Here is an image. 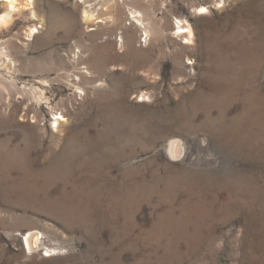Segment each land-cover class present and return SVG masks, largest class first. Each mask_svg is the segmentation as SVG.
<instances>
[{
	"label": "rangeland",
	"instance_id": "374dc122",
	"mask_svg": "<svg viewBox=\"0 0 264 264\" xmlns=\"http://www.w3.org/2000/svg\"><path fill=\"white\" fill-rule=\"evenodd\" d=\"M28 1L0 26V264H264V0H129L115 28Z\"/></svg>",
	"mask_w": 264,
	"mask_h": 264
},
{
	"label": "bare ground",
	"instance_id": "6f19581e",
	"mask_svg": "<svg viewBox=\"0 0 264 264\" xmlns=\"http://www.w3.org/2000/svg\"><path fill=\"white\" fill-rule=\"evenodd\" d=\"M19 1L20 0H11V2H9V0H0V14L3 13V15L0 16V26H3V25L5 26L12 21L13 16H12L11 9H12V7L13 8L17 7L16 3H18ZM83 1H84L85 5H83L84 7H83L82 15H83L84 22L87 25L92 24V23H96V20H99L97 22L98 24L99 23L108 24L111 22L113 24V28H115L119 25L117 22L116 14L114 13L115 9H117L119 6L123 7L129 2V0H83ZM91 1H94V5L92 4V6L90 8H88V6H86V4L90 3ZM111 1H113V4H110ZM144 1L146 4H149V1H147V0H144ZM26 5L30 7V10H31L30 14L32 15L33 18L38 19L42 24H44L46 22L45 21L46 18L43 15H40L38 13V11L36 9L37 5H36L35 0H29ZM199 9L200 10H198V13H197L198 15L205 14L208 11L205 6H202ZM201 9H206L207 11L201 12ZM129 16H130L131 21H132L130 23V25H133L134 28H136L142 32L141 36H140L139 43L143 44V41H141V39L145 36V38H146L145 41L147 43L149 41V44H151L152 34H153L154 30H153L152 22L146 18L147 17L146 14L142 10L133 9V10H131V13L129 14ZM123 29H125V30L120 33L122 35L120 36V39L118 41V44L120 43L119 44L120 49L126 48L132 42L134 44H136V38L131 40L130 37L128 36V33L126 34V32L128 30L127 25ZM35 30L33 28H30L28 36L31 37L37 31H40V29H35ZM175 30H176V34L178 36H181V37L183 36L184 39H187L188 43H192V40L194 37V32H193V28H192L190 23H188L187 21H186V23L184 21H179L177 23ZM97 35L98 34H96V36ZM13 46H15V45H13L12 40L0 43V62L3 61L2 65H5L4 67L12 68V67L16 66V62L14 61V58L11 56ZM82 73L87 74V75L90 74L88 71H85ZM75 81L76 82L74 84L76 86V89L80 90L81 84H82V79L78 78ZM38 94H40V95L34 94V96L31 98V100L33 102H35L36 104L42 103V101H44V99H46L44 92H40ZM140 96L142 97V100H144L146 98L147 99L150 98V96L147 93H143ZM0 99H1V101L3 100L2 97ZM5 100H6V98H5ZM54 112H55V113H53L54 119H52V122L55 123L56 126L63 125L68 120L64 116H62V113L59 110H55ZM179 146L180 145L178 143L172 141V142H170L168 149H169L170 153L173 155L174 153L175 154L177 153ZM40 236L41 235L38 232H33V231L28 232L27 234L24 235L25 243H26L27 248L30 252H35L40 246H43L42 241L40 242V240H41ZM45 250L49 253H51V252L55 253V251H57V248H49L48 247V248H45ZM49 255H52V254H49Z\"/></svg>",
	"mask_w": 264,
	"mask_h": 264
},
{
	"label": "snow or ice",
	"instance_id": "6c2138e0",
	"mask_svg": "<svg viewBox=\"0 0 264 264\" xmlns=\"http://www.w3.org/2000/svg\"><path fill=\"white\" fill-rule=\"evenodd\" d=\"M9 2H11V0H9ZM206 9H201V12H206ZM189 63H191V61H189Z\"/></svg>",
	"mask_w": 264,
	"mask_h": 264
}]
</instances>
